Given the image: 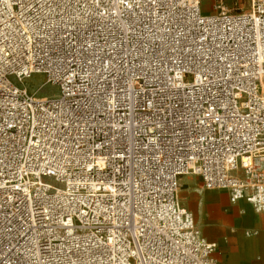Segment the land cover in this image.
<instances>
[{
  "label": "built area",
  "instance_id": "obj_1",
  "mask_svg": "<svg viewBox=\"0 0 264 264\" xmlns=\"http://www.w3.org/2000/svg\"><path fill=\"white\" fill-rule=\"evenodd\" d=\"M207 1L0 0V264H221L183 176L264 212V0Z\"/></svg>",
  "mask_w": 264,
  "mask_h": 264
},
{
  "label": "crops",
  "instance_id": "obj_2",
  "mask_svg": "<svg viewBox=\"0 0 264 264\" xmlns=\"http://www.w3.org/2000/svg\"><path fill=\"white\" fill-rule=\"evenodd\" d=\"M195 178L178 197L202 237L216 246L213 258L221 264H264V212L244 200L231 202L226 191L206 190Z\"/></svg>",
  "mask_w": 264,
  "mask_h": 264
},
{
  "label": "rangeland",
  "instance_id": "obj_3",
  "mask_svg": "<svg viewBox=\"0 0 264 264\" xmlns=\"http://www.w3.org/2000/svg\"><path fill=\"white\" fill-rule=\"evenodd\" d=\"M216 5H222L226 11L231 13L246 12L250 9L251 0H211L204 3L203 12L206 14L215 13L214 6ZM41 85H44L43 77L35 75L22 83L21 87H27L30 93L36 94L38 97H53L56 95L57 89L54 86L45 85L41 88ZM184 179H187L188 184L183 186L182 180L180 181L179 196L181 195L180 192L189 187L193 181L197 180L198 182V179L193 176H184Z\"/></svg>",
  "mask_w": 264,
  "mask_h": 264
}]
</instances>
